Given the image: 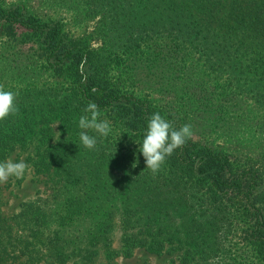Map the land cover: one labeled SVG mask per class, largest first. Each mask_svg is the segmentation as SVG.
I'll use <instances>...</instances> for the list:
<instances>
[{
	"label": "trees",
	"instance_id": "1",
	"mask_svg": "<svg viewBox=\"0 0 264 264\" xmlns=\"http://www.w3.org/2000/svg\"><path fill=\"white\" fill-rule=\"evenodd\" d=\"M38 1L51 17L21 0H0V85L18 93L19 109L0 120V162L16 151L36 176L61 184L62 200L48 243L35 228L42 207L26 203L10 217L0 211V264H92L100 239L114 252V217L125 256L138 245L167 244L187 264H264V146L252 151L237 142L241 148L229 149L220 143L223 131L208 130L198 116L205 107L215 118L242 122L248 112L241 102L250 94L264 109V0ZM59 10L79 26L101 13V46L68 36ZM143 26L148 33L138 38L131 30ZM34 47L41 53L34 56ZM143 67L164 74L160 86L178 95H141L134 72ZM45 74L53 80L43 81ZM89 102L112 129L107 138L89 130L97 139L92 150L79 139ZM157 112L174 128L191 125L193 135L154 175L138 149ZM55 121L66 134L56 141ZM254 123L261 141L264 124L257 117ZM111 162L123 167L122 179L115 175L126 180L122 192L108 180ZM106 199L114 200L112 210ZM72 223L96 231L85 237L69 231Z\"/></svg>",
	"mask_w": 264,
	"mask_h": 264
},
{
	"label": "rangeland",
	"instance_id": "2",
	"mask_svg": "<svg viewBox=\"0 0 264 264\" xmlns=\"http://www.w3.org/2000/svg\"><path fill=\"white\" fill-rule=\"evenodd\" d=\"M18 1L19 0H2V4L9 5ZM21 2H24L31 12L37 14L38 16L49 18L52 15V12L47 9L45 5L40 4L38 0H21ZM59 12L61 13V17L64 19L65 31L67 32L68 36H71L75 39H86V41L91 45V48H97L101 46L103 37L99 31V28H102V24L105 23V18H103L101 13L99 16L87 18L86 22H83L84 24L79 26L74 24L68 13L61 10H59ZM155 25L158 26V24ZM146 27L148 26H145L143 30L131 31L133 33L135 32L136 35H138V38L145 37L149 30ZM157 30L158 29H155V31ZM31 51L34 53V56L37 55L36 53H41L37 47L32 48ZM162 75L164 76V74L160 72L154 73L145 67L136 70L134 72V77L140 83L137 89L141 92V95L148 98H154L155 100L161 98L170 100L174 98L175 95H178L176 91H170L167 94L165 89H162L160 85L165 80ZM42 78H46L43 81L53 80L46 74L43 75ZM55 81L62 82L60 79ZM260 92H263V90L260 89ZM241 107L244 113L248 112L245 114L246 119L242 122L238 121L239 116L233 118L219 116L218 118H215L212 112L207 109L209 111L208 112L205 107L198 109L199 120L206 122L208 130L213 128H215L216 131L222 130L224 133V140L221 141L219 139V141H221L220 143H223V145L227 146L229 149L241 148L243 146V148L248 150H259L264 146V137L261 139V141L257 140L256 136L259 133L255 132L254 130L257 125L254 123V121L257 117L264 124V109H261L257 106L255 98L252 97L251 94L245 101L241 102ZM235 119L237 120L236 122H234ZM51 130L53 138L55 139L54 141L61 140L66 135L58 121H55L51 124ZM56 132L61 133L60 138ZM237 142L242 143V146H240ZM92 157L89 156L87 158V163L90 160H93ZM7 159H12L15 162H19L21 160L24 161L23 157L18 155L16 151L7 157ZM87 163L85 165L86 169H88ZM26 164L28 165V163ZM105 170L106 174L109 175L108 180H113L117 185H119L116 187H119L120 191L122 192L124 186L126 185V180H119L118 182L115 180V175L120 177V175L124 172L122 165L111 162L105 166ZM121 184L123 185L121 186ZM58 186L60 188L61 184L54 187L53 183L46 181L42 175L36 176L32 168L28 167L25 175L22 178L17 179L15 177H10L6 183L0 184V211L4 213L3 215L5 217H10L15 213L20 212L26 203H32L34 206L42 207L44 209V215H50V218L45 219L44 223V215H37L35 218V228L40 229L43 232L42 238L48 243V238L51 237L48 232L50 229L57 227V224L52 216L57 218V211L60 209L59 205L62 200L61 194L56 191V189L58 190ZM62 195L67 196L70 194ZM104 196L106 197L105 194ZM103 202L104 206L108 210H110L109 206L112 210V203L114 200L110 201L106 199V201L103 200ZM38 213L42 212L40 211ZM112 220L113 227L111 229L112 232L110 233L109 247L110 249L114 250V252L113 254H108L107 248H103V240L100 239L101 242L98 244V247L95 248L96 252L93 256L91 262L92 264H187L179 258L178 251L165 248L169 247L167 244L161 250L150 249L146 246L138 245L132 249L129 256H125L121 252L120 247V233L122 231V227H120L116 217H114ZM66 225L69 231H76L82 236L85 235L84 232L90 233L92 231H96V228L85 231L82 224L72 223ZM88 226L89 225L86 224V227ZM85 237L87 236L85 235ZM79 246L84 247V243H79ZM74 261L75 259H72L68 261L67 264H73Z\"/></svg>",
	"mask_w": 264,
	"mask_h": 264
},
{
	"label": "clouds",
	"instance_id": "3",
	"mask_svg": "<svg viewBox=\"0 0 264 264\" xmlns=\"http://www.w3.org/2000/svg\"><path fill=\"white\" fill-rule=\"evenodd\" d=\"M17 95L18 93L6 91L3 85H0V120L18 113L19 109L14 103ZM83 111L84 114L79 118V128L81 129L79 139L86 149L92 150L96 147L97 139L88 134L89 130L107 138L112 129L109 121L100 119L101 112L96 103L89 102ZM56 133L60 138L61 133ZM192 135L191 125L185 124L177 129L160 113H154L147 123L138 149L144 158L146 169L155 175L165 163L166 158L170 157L176 149L183 147ZM138 163L137 159L132 167L135 168ZM28 167L23 160L15 162L12 159H7L0 162V184L6 183L10 177L22 178Z\"/></svg>",
	"mask_w": 264,
	"mask_h": 264
}]
</instances>
